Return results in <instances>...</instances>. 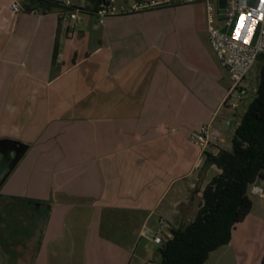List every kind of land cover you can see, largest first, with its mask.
<instances>
[{
  "label": "crops",
  "instance_id": "obj_1",
  "mask_svg": "<svg viewBox=\"0 0 264 264\" xmlns=\"http://www.w3.org/2000/svg\"><path fill=\"white\" fill-rule=\"evenodd\" d=\"M30 3L0 0V140L30 146L0 187V227L4 209H21L27 234L1 237L0 257L130 264L161 219L166 232L194 221L221 173L205 154L231 149L242 119L224 104L231 77L210 47L206 6L204 17L186 4L103 25L88 14L71 34L60 8L33 13ZM205 124L218 142L202 151L191 138ZM255 185L264 193V179ZM250 198L231 242L205 264H264V196ZM31 202L48 208L43 231Z\"/></svg>",
  "mask_w": 264,
  "mask_h": 264
},
{
  "label": "trees",
  "instance_id": "obj_2",
  "mask_svg": "<svg viewBox=\"0 0 264 264\" xmlns=\"http://www.w3.org/2000/svg\"><path fill=\"white\" fill-rule=\"evenodd\" d=\"M97 10L106 0H86ZM28 11L60 8L57 0H30ZM61 9V8H60ZM57 57V48L54 54ZM260 65L257 95L242 116L231 149L205 154V167L215 165L221 173L203 192V204L194 221L172 230L173 237L159 247L158 264H205L210 254L231 242L236 225L252 209L251 187L264 179V55ZM33 203V202H31Z\"/></svg>",
  "mask_w": 264,
  "mask_h": 264
},
{
  "label": "built area",
  "instance_id": "obj_3",
  "mask_svg": "<svg viewBox=\"0 0 264 264\" xmlns=\"http://www.w3.org/2000/svg\"><path fill=\"white\" fill-rule=\"evenodd\" d=\"M221 1L223 0H106L95 11L75 7L71 0H57V4L61 8L58 18L66 24L71 34L83 24L88 14L95 16L98 24L103 25L105 20L112 16L193 3L205 4L210 47L231 77V85L224 104L237 110L247 94L243 82L259 57L264 55V0H224L225 8L220 6ZM11 9L15 14L23 10L16 1L12 3ZM242 16L246 18L243 24L240 19ZM238 25H241L242 30L240 38L236 39ZM191 140L202 151H207L218 142V137L210 126L205 124ZM250 192L264 196L263 190L255 184ZM159 223L160 230L146 237L160 247L173 235L170 230L164 231L163 219ZM148 264L155 263L150 261Z\"/></svg>",
  "mask_w": 264,
  "mask_h": 264
},
{
  "label": "rangeland",
  "instance_id": "obj_4",
  "mask_svg": "<svg viewBox=\"0 0 264 264\" xmlns=\"http://www.w3.org/2000/svg\"><path fill=\"white\" fill-rule=\"evenodd\" d=\"M182 8H186L185 10L193 11L198 16L204 17V7L203 5L199 3H193L188 4L187 6H183ZM216 58V57H215ZM259 75H260V65L257 62L252 69L248 73L247 82H246V90L247 94L244 96V99L242 100L239 109L237 110L239 114V118H242L245 111L248 109L250 103L253 101V99L257 95V87L259 83ZM7 212V216L3 221L4 225L3 227H0V238L4 237L6 240L2 241V244H6L14 237L17 238V236L23 237L27 234V226L24 224V222L20 219V213H24L26 216L28 211H23L21 209H13V208H6L3 210V213ZM164 227H167V225H164ZM130 264H148V262H154L157 264L161 260V254L159 252V247L156 245H153L149 243L148 241L142 240L141 243L138 246V249L134 252L132 256H130ZM0 261H6L9 263V258L7 257H0ZM15 259H12V262H14ZM9 263V264H12ZM211 264V263H209Z\"/></svg>",
  "mask_w": 264,
  "mask_h": 264
},
{
  "label": "water",
  "instance_id": "obj_5",
  "mask_svg": "<svg viewBox=\"0 0 264 264\" xmlns=\"http://www.w3.org/2000/svg\"><path fill=\"white\" fill-rule=\"evenodd\" d=\"M225 1H221L220 6L225 8ZM30 146L19 140L4 138L0 140V187L4 184L10 174L25 157ZM47 218H45L42 231L45 228Z\"/></svg>",
  "mask_w": 264,
  "mask_h": 264
},
{
  "label": "flooded vegetation",
  "instance_id": "obj_6",
  "mask_svg": "<svg viewBox=\"0 0 264 264\" xmlns=\"http://www.w3.org/2000/svg\"><path fill=\"white\" fill-rule=\"evenodd\" d=\"M0 169H2V165H0ZM31 204H33V208H32V211L35 213V226L37 227V228H35V232L37 231H39V229H41V226L43 225V223H44V220H45V218H46V213H47V207L46 206H40V207H38V205H40V204H38V203H31ZM15 259V261L14 262H12V259ZM17 256H13V257H11V260H10V263L12 262V264H15L16 263V260H17Z\"/></svg>",
  "mask_w": 264,
  "mask_h": 264
},
{
  "label": "snow or ice",
  "instance_id": "obj_7",
  "mask_svg": "<svg viewBox=\"0 0 264 264\" xmlns=\"http://www.w3.org/2000/svg\"><path fill=\"white\" fill-rule=\"evenodd\" d=\"M240 19H241V24H243V22L245 21L246 18L242 16ZM241 30H242L241 25H238L236 28V39L240 38ZM249 31H251V30H249ZM245 43H247V40H245Z\"/></svg>",
  "mask_w": 264,
  "mask_h": 264
}]
</instances>
